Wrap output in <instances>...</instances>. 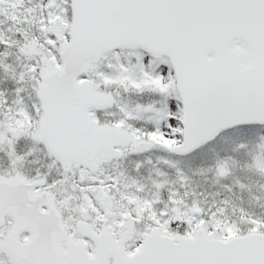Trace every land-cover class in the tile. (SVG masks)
I'll use <instances>...</instances> for the list:
<instances>
[{"label":"snow or ice","instance_id":"obj_1","mask_svg":"<svg viewBox=\"0 0 264 264\" xmlns=\"http://www.w3.org/2000/svg\"><path fill=\"white\" fill-rule=\"evenodd\" d=\"M0 264H264V0H0Z\"/></svg>","mask_w":264,"mask_h":264}]
</instances>
